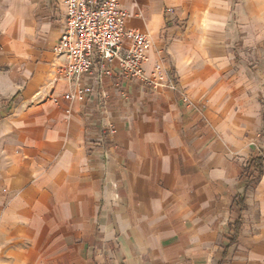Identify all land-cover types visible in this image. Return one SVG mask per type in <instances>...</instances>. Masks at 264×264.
I'll list each match as a JSON object with an SVG mask.
<instances>
[{"label":"crops","instance_id":"1","mask_svg":"<svg viewBox=\"0 0 264 264\" xmlns=\"http://www.w3.org/2000/svg\"><path fill=\"white\" fill-rule=\"evenodd\" d=\"M121 6L159 86L66 102L62 0H0V264H264V0Z\"/></svg>","mask_w":264,"mask_h":264},{"label":"built area","instance_id":"2","mask_svg":"<svg viewBox=\"0 0 264 264\" xmlns=\"http://www.w3.org/2000/svg\"><path fill=\"white\" fill-rule=\"evenodd\" d=\"M62 6V31L52 47L53 53L63 59L55 81L71 87L61 95L62 100L84 102L94 95V85L99 86L102 77L159 86L162 67L157 64L152 76L146 75L149 39L126 28L129 14L121 0H62ZM100 130L102 134L115 132L111 125L101 126Z\"/></svg>","mask_w":264,"mask_h":264},{"label":"trees","instance_id":"3","mask_svg":"<svg viewBox=\"0 0 264 264\" xmlns=\"http://www.w3.org/2000/svg\"><path fill=\"white\" fill-rule=\"evenodd\" d=\"M263 173L264 158L262 156L250 158L241 175V178L244 180L245 188L249 187L251 184L257 183L262 177ZM232 209L238 212V218L233 223L228 225V230L230 242L235 243L240 235L243 222V213L246 210L245 195H238L234 198Z\"/></svg>","mask_w":264,"mask_h":264}]
</instances>
